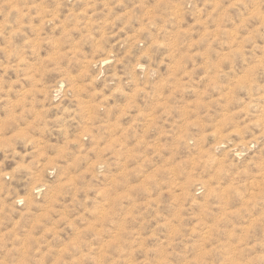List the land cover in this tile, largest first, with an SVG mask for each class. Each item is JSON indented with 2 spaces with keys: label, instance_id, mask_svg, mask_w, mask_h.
<instances>
[{
  "label": "rangeland",
  "instance_id": "obj_1",
  "mask_svg": "<svg viewBox=\"0 0 264 264\" xmlns=\"http://www.w3.org/2000/svg\"><path fill=\"white\" fill-rule=\"evenodd\" d=\"M0 264H264V0H0Z\"/></svg>",
  "mask_w": 264,
  "mask_h": 264
}]
</instances>
